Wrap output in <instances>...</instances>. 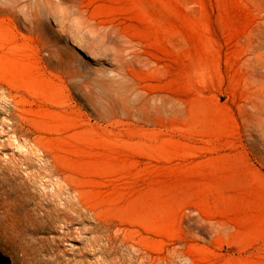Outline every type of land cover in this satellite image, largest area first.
<instances>
[{
    "label": "rangeland",
    "instance_id": "rangeland-1",
    "mask_svg": "<svg viewBox=\"0 0 264 264\" xmlns=\"http://www.w3.org/2000/svg\"><path fill=\"white\" fill-rule=\"evenodd\" d=\"M0 264H264V0H0Z\"/></svg>",
    "mask_w": 264,
    "mask_h": 264
}]
</instances>
